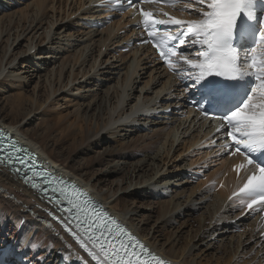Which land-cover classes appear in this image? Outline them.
Listing matches in <instances>:
<instances>
[{
  "label": "bare ground",
  "instance_id": "6f19581e",
  "mask_svg": "<svg viewBox=\"0 0 264 264\" xmlns=\"http://www.w3.org/2000/svg\"><path fill=\"white\" fill-rule=\"evenodd\" d=\"M32 2L22 10L0 17V43L2 39L5 40L4 46L0 44V82H5V84L9 83L8 81L25 82L27 77L17 74L23 67L22 60L24 63L33 66L52 63V67L46 72H44L45 69L43 71L36 70L34 74L36 81L33 91L36 88L38 90L43 89L38 98L40 101L37 100L38 96L36 95L35 103L31 104V108L25 107L27 108L25 109V104L23 100H20L19 95L12 97L13 99L17 98L14 99L17 100V103L13 101L10 105V116L0 111V128L11 133L12 138L17 139L18 142L23 143L24 148L35 156L41 167L50 169L58 176L77 183L96 199L102 201L121 223L129 227L145 242L151 251L161 255L168 262L174 264H264V259L255 255L246 259L245 256L249 254L244 255V252L247 251L244 250L245 246L250 244H253L252 248L254 249L264 250V237H259L260 229L256 218L250 215L241 217L243 209L235 206L236 202L229 200L233 190L229 189V185L235 182L231 179L232 174L229 172L231 159L224 155H218L214 159L218 168L214 170L215 172L208 173L205 178V180L216 181L220 185L215 192L213 191L214 193L210 192L208 188L200 190L201 183L192 186V184L183 183L180 176L168 179L170 175L164 176L165 173L163 176L160 175L163 172L162 167L158 166L156 162L158 153L168 157L173 150L178 148L185 151L187 144L196 145L202 139L204 142L209 140L208 130L201 133L206 124H196L195 120H189L188 116L182 120L178 117L179 110L184 109V98L186 97L181 85L163 71L157 63L149 59V51L146 49L139 50L133 46L128 51L131 53H129L127 62H125L126 58L121 56L122 54L119 55L120 53L117 55L118 57L111 56L116 45H118L117 48L121 49L123 43H126V39L132 37L131 30L125 31L130 35L123 38L114 36L117 33L112 35L119 27H123L121 20L112 22L105 29L109 38L113 36L109 40L112 47L110 53L104 54L95 50L96 54H94L95 51H88L84 54L85 48L83 47L82 50H78L77 55L75 52V55L68 52L71 56L55 67L54 62L47 60L48 56L55 50L60 51L65 42L70 45L81 42L84 36L89 39L90 32L81 37V34H75L72 28L73 24L78 26V20L77 22L71 20L66 25L55 26L66 18L60 16L54 20V15L50 14L46 20L43 19L46 9L52 7L53 2L49 0H33ZM77 2V6L79 5L76 6L77 9L74 8L75 5H69L67 8V18L75 15L87 3H91L90 0H78ZM93 9L85 11L84 8V12L78 13L80 20L85 21L87 17L93 18L94 13L101 14L99 10ZM181 17L182 19L195 18V16L185 13ZM81 21L82 26L88 25L87 22ZM43 24L45 27H42ZM69 25L70 29L68 28ZM50 33H52L51 36H49ZM108 35L105 36V40L108 39ZM46 39L47 45L50 46H48L47 51L39 52L38 46ZM21 42L24 43L21 44ZM32 50H34L32 56L26 59L25 54ZM110 59L112 60L110 61ZM16 60L19 62L15 65ZM20 62L22 63L21 66H19ZM78 63L75 73H72ZM124 64L127 66L122 68ZM68 69L70 72H67ZM113 69L120 72L124 70L125 72L121 77V74L118 73V77L114 81L110 77ZM140 71L142 74L139 75ZM37 73L38 75H36ZM141 77L145 81L139 86ZM79 78L80 84L75 87L76 92L73 93L74 89L71 88H74L73 84ZM110 83L112 85H109ZM102 86L104 90L99 92ZM138 86L139 89L135 90ZM62 101L73 104L74 113L72 114L76 118H80L82 123L83 130L81 129L79 134H75L79 138L75 139L72 145H76L79 150L80 148L87 149L92 146L91 144L97 143L102 148L101 152H94L93 162H88L90 165L94 163L103 166V171L100 169V175L96 178L94 175H90L85 167L75 165L74 161H71L72 159L67 155L63 153L59 155L55 151L57 147L62 150L63 147H59L58 144H54L55 147L49 146L44 137L37 136L35 131L29 132L23 128L26 123H23L22 120L32 112H36L41 105L44 106V111L56 110L60 108ZM39 102L41 103L39 104ZM168 109H171L170 115L162 114ZM167 119H169V123H166V126L160 128L162 124L158 125L157 123L156 125V122ZM140 121L142 122L140 123ZM138 123H140L139 126L146 127V130L149 129L150 124H155V126L146 132L134 130L133 124ZM173 124L176 125L173 126ZM74 127L76 126L74 125ZM67 129L70 128L67 126ZM119 129H123L124 134H120L121 139L116 140L114 137L120 133ZM186 133L188 139L185 140L186 144H183ZM74 138L76 137L74 136ZM109 138L115 140L116 146L109 147L103 144V142H108ZM56 142L58 143L57 139ZM175 143L178 148H174ZM72 145L71 147H73ZM135 146L139 154L144 153L145 158H141L143 156L134 158L136 154L125 156L121 154L124 150L135 149ZM209 146L210 143H208V149H210ZM197 150L201 153L200 149ZM149 151L156 152V154L150 156L148 155ZM203 154L207 156L204 152ZM128 159L132 160L134 164L128 163ZM182 163L186 166V161L180 162V164ZM188 165L190 168L193 162L191 161ZM8 172V169L0 168L1 244L4 245L12 240L17 252H23L24 260L28 264H43L45 261L49 262L53 259L78 254L74 245L64 235L60 234L58 228L54 225L47 226L46 221L39 224L31 218L35 215H30L27 210L33 209L31 203H39L40 198ZM111 175L117 178L111 180ZM135 190H139V192H135ZM120 192L126 195L117 196ZM133 196L137 197V202ZM239 209L240 212H238ZM195 212L198 213L197 216L194 215ZM154 213H157V218L150 226ZM22 218H26V222L18 231ZM156 223L161 225L157 226ZM176 223H179L176 230H171L169 235L163 233L167 226ZM194 223L199 225L198 231L193 229ZM233 226H240L243 228V232L247 230V233L237 234L233 230ZM183 228L189 229L193 240L199 238L197 242L202 244L204 248L203 252H200L201 255L208 250H216V253H228L225 263L204 261L200 255L193 253L197 250L196 244L185 245V247L179 244V238L184 234ZM29 241L37 246L31 247ZM240 250H243V255L239 256Z\"/></svg>",
  "mask_w": 264,
  "mask_h": 264
},
{
  "label": "snow or ice",
  "instance_id": "6c2138e0",
  "mask_svg": "<svg viewBox=\"0 0 264 264\" xmlns=\"http://www.w3.org/2000/svg\"><path fill=\"white\" fill-rule=\"evenodd\" d=\"M144 4L172 8L183 4L178 10L195 18H177L163 7H139ZM101 6L136 9L134 15L141 17L137 27L147 33L142 43H151L169 71L189 81L185 91L199 94L197 111L215 123L213 135L223 138L222 149L242 157L233 166L242 183L229 200L249 215L264 213V0H105ZM189 46L195 51H188ZM0 168L21 177L67 214L61 218L48 212L94 264H169L79 185L39 166L35 156L3 129ZM4 255L0 247V257ZM77 259L90 264L83 256ZM0 264L8 261L0 259Z\"/></svg>",
  "mask_w": 264,
  "mask_h": 264
},
{
  "label": "rangeland",
  "instance_id": "374dc122",
  "mask_svg": "<svg viewBox=\"0 0 264 264\" xmlns=\"http://www.w3.org/2000/svg\"><path fill=\"white\" fill-rule=\"evenodd\" d=\"M32 1L33 0H0V6H1L0 7L1 8L0 9V11H1L0 12V17H1V15H8V14L14 13L16 11L22 10L25 7H27L28 5L32 4L33 3ZM49 1L53 2V6L52 7H48L46 9V11H45V13L43 15V19L44 20H46V18L48 16H50V14L51 15L52 14L54 15V17H53L54 20L56 19V17L57 18L58 17L60 18V16L63 17V18H66V19H63V21L59 22L55 26L66 25L67 23L69 24V22L71 20L72 21H75V22H77V20H78V23H77L78 26H76V24H73L74 25L73 28L71 27L72 29H74L73 32H75V34H78V35L81 34L80 37L81 36H84L85 33L90 32V34L88 35V38L90 37L89 39H87V36H84L83 37V40L81 42H79V43L76 42L75 44H70L69 45V43H66L65 42L63 44L64 46L62 47V49L60 51L55 50L54 53H51V55L48 56L47 60L48 61H51V62H54V64L56 65L55 67H57V65L61 61H64V59H67L72 54L75 55V53H76V55H77L78 50H82L83 47L85 48L84 54L87 53L88 51L94 52L95 50L96 51L99 50L101 53H104V54L105 53L107 54V53H110L111 52V48L112 47H111V44H109L110 43L109 40L113 36H111L109 38V35L106 32L107 30H105L110 25H105L104 27H101V28H91L88 25L82 26L81 23H80L81 20L79 18L80 15L78 13H81L82 11L84 12V8L87 10V6L86 5L89 4V3H87L86 5H84L83 8H80V11L79 12H76L75 15H71L69 18H67V8L69 7V5L70 6H74L75 5L74 8L77 9V7L80 5V1H79V5L78 6H77V4H78L77 1L78 0H49ZM93 15L95 17H97V19H95V17H94L93 20H96V21H101L102 20V18L100 16H98L97 13H94ZM87 21H88V17L85 18V21H81V22L85 23ZM70 25H72V24H70ZM70 25H69V27L67 26L69 29H70ZM42 27H45V25L43 24ZM79 29H80V31H79ZM115 33H117V34H115ZM51 35H52V33L49 34V36H51ZM101 35H102V37H101ZM107 35H108V39L105 40L106 37H107ZM112 35L117 36L118 38H123L125 34L122 33V29L119 27L118 30L116 32H114ZM23 43L24 42H21V44H23ZM0 44H2L1 46H4L5 40L2 39V41H1ZM39 46H38L39 52L40 51L43 52L44 50L47 51V48L50 45H47V39H46L45 42H43ZM70 46H72V47H70ZM117 46L118 45H116V47L114 46L115 47V51H114L113 54H111V56H113L115 58V57H118L117 55L120 53L119 55L122 54L121 56L124 57V58H126V61L125 62H127V60L129 59V55H130L129 53H131V52L122 53L121 51H119V49L117 48ZM33 51L34 50H32L31 52L26 53L25 54V58L26 59L27 58H30L32 56V54H33ZM96 51H95L94 54H96ZM36 52H37V50H36ZM68 52H70L71 55ZM104 54H102V55H104ZM35 57H36V55H35ZM111 60L112 59H110V61ZM18 62H19V60H18ZM18 62L16 60L15 65ZM21 62L23 63V67H22L21 70H19L17 72V74H19V76H22V77H27L26 80H25V82L24 81H11V82L8 81L9 83H7V84H5V82H0L1 83L0 84V111L3 112V114H5V115L6 114H8L9 116L11 115L10 114L11 113L10 112L11 111L10 105L13 103V101H15L14 103H17V100H14V99H17V98H14V99L12 98V97H16V95L17 96L19 95V97L21 98L20 100H23V103L25 104L24 108L25 107L31 108V104H34L35 103V96L36 95L38 96L37 97V100H39L38 98L42 94L43 89L41 88L40 89L41 91H40V90H38L36 88L35 91H33L34 82L36 81V78L34 77V74L36 73V70H39L40 69L41 71H43L45 69L44 72H46L48 69H50V67H52L51 66L52 63L51 64L42 63L41 66H39V65L33 66V65H28V64L24 63L23 60ZM21 62L19 64V66H21V64H22ZM78 65H79V63L75 65V69H73L72 73H75ZM125 66H127V64H124V66L122 65V68L125 67ZM147 66H149V65H147ZM6 72H7V70H6ZM67 72H70V69H68ZM124 72H125L124 70L120 72V71H117V70L115 71V69H113V71H111V73H110V77H111V79H114V81H115L116 80V77H118V73H119V75L121 74L120 75V77H121ZM140 74H142V71L139 72V75ZM36 75H38V73ZM143 77H141L140 84H138L139 86L144 83L143 81H145L143 79ZM76 82H74V84H73V87L74 88H71V89H74L73 93L76 92L75 91V87L78 86V84H80L79 83L80 82V78ZM96 82L99 83V81H96ZM109 85H112V83H110ZM139 86L135 90L139 89ZM71 87H72V85H71ZM102 90H104V87L103 86L100 88L99 92L102 91ZM31 92H33V93H31ZM81 94H85V93H81ZM135 95H137V94H135ZM66 96H68V95H66ZM31 99H33V100H31ZM40 103L41 102H39V104ZM72 106H73V104H71V103L69 104L67 102L65 103V102L62 101L60 108H57L58 110L56 109V110L44 111V106L41 105L40 108L36 112H32L31 114H29L28 116H26V118H24L22 120L23 123H26L23 128L25 130H28L29 132L35 131V133H36L37 136L44 137L45 141L47 142V144L49 146H52V147L54 146L55 147L54 144H58L59 147H63V150L57 147L55 149V151L57 153H59V155H61L62 153L65 154V155H67V157H69L70 159H72L71 161H74L75 165H78V166H81V167H85V170H87L88 172H90V175H94V177L96 178L97 176L100 175L99 171H100V169L103 168V166L95 165L94 163L90 165V163H92L93 160H94L93 159L94 152L95 153H97L98 151L101 152L102 148H101L100 145L98 146L97 143L91 144L92 146L91 147H88L87 149L80 148L79 150L76 147V145H72L73 141L75 139H78L79 138L75 134L76 133L79 134L80 130L82 129V123L80 122L81 121L80 118H76V116L74 114H72V113H74V109H73ZM27 108H25V109H27ZM12 115H14V114L12 113ZM141 122L142 121H140V123ZM140 123L133 124L134 130H138V131H141L142 130V131L146 132V131L152 130L154 128V126H155V124H150L148 126L149 129L146 130L145 129L146 127H144L142 125L139 126ZM157 123H158V125L162 124V126L160 127V128H162V127L166 126V123H169V119L162 120V121H158V122H156V125H157ZM70 124H71V127H70ZM74 125L76 127H74ZM174 125H176V124H173V126ZM67 126H68V128H70L69 130L67 129ZM83 128H84V125H83ZM66 130H68L69 132L66 131ZM119 131H120V133L117 136L114 137V139H116V140H120L121 137H122V136H120V134H124V132H123L124 130L123 129H119ZM147 133H149V132H147ZM67 135H69V136L66 138ZM71 135L73 136V138H72ZM187 135L188 134L186 133V136L183 138V141H185L186 139H188ZM74 136L76 138H74ZM56 139L58 140V143L56 142ZM110 139H112V140H110ZM60 141H63V142L61 143ZM67 144H69V145H67ZM103 144L104 145H108L109 147L116 146L115 140L113 141V138H109L108 142H103ZM183 144H186V141H185V143L183 142ZM71 145L73 147H71ZM177 146L178 145L175 143V147L174 148H178ZM74 149H75V151H74ZM197 149H198L197 148V145H189V144H187V149L185 151L182 148H178L175 151L173 150L171 152L172 156L170 154L169 155L170 157L169 156L168 157H165V154L162 155V153L161 154L158 153L157 154V158H156V162H157L158 166L162 167V172H163L160 175L163 176L164 173H165L164 176L165 175H168V176L170 175L168 177V179H172L174 176H180V179H181V181L183 183L190 184V185L192 184V186H195V185H198V183H201L202 186H200V190H202V188L203 189L208 188V190L210 192L214 193L219 188V185L216 184V182H214V181H209L208 179L205 180V178L207 177L208 173L210 174L212 172H215L214 170L216 168H218V164H217L216 161H214V159L212 160L209 157V154H207V156H205L203 154V152L205 153V150H202L203 152L201 151V153H200ZM131 150H133V151H131ZM194 151H196V152H194ZM148 153H149L148 155H150V156H154L156 154V152L153 153V151H149ZM121 154L123 156L136 154L134 158H137L139 156H143L144 155V153L143 154H139L138 150L136 149V146H135V149H132L131 148V149H129V151L128 150H124V151H122ZM202 155H203V157H202ZM90 157L92 158V160H91ZM141 158H145V156H143ZM160 158H162V159H160ZM199 160H200V162H199ZM89 161H90V163L88 164ZM160 161H161V163H160ZM182 161H186V166H184L183 163L180 164V162H182ZM191 161L193 162V165L189 168V165L187 166V164L191 163ZM127 162L128 163L129 162H132V160L128 159ZM82 164H83V166H82ZM132 164H134V162H132ZM166 169H167V171H166ZM188 169H190V170H188ZM196 169H198V170H196ZM91 170H92V172H91ZM102 171H103V169H102ZM191 172H193L194 174L191 175ZM193 175H195L196 177L193 176ZM199 176H201V177H199ZM110 178H111V180H113V179H115L117 177L111 175ZM203 180H205V182H203ZM202 183H204V184H202ZM128 191H131V190H128ZM135 192H139V190H135ZM123 195H126V194H124L123 192H120V193L117 194V196H123ZM133 197H134L133 199H135L136 202H137V197H135V196H133ZM236 203L234 204L235 206L238 205V204L236 205ZM197 214L198 213L195 212L194 215L197 216ZM156 218H157V213H154L153 214V218H152L153 220L150 221V226L153 224V221ZM180 220H182V219H180ZM180 220H178V221H180ZM156 225L158 226V225H161V224L156 223ZM178 225H179V223L172 224L171 226H167V229H164L163 230V233H166L167 235H169L171 233V230L174 231V230L177 229ZM234 227H239V229H236L235 230ZM198 228H199V225H197V224H195L193 226V229H195L197 231H198ZM232 228L235 231V233H237V234H239V233H247V230H245L243 232V228L240 227V226H233ZM181 229H182V227H181ZM183 231H184V234L181 235V237L179 238V242H180L179 244L184 245V247H185V245L186 246H189V245H192V244H196L197 245V250L195 252H193V253L194 254L197 253V255H200L201 259H204V261H212V262H218V263H225V261L227 260V257H228V253H222V252L216 253V250H208L207 252H205L204 254L201 255L200 252L201 251L203 252L204 248H203V245L202 244H198L197 240H199V238H196V240H193L192 233L189 231L188 228H183ZM196 237H198V236H196ZM170 241H171V239H170ZM252 245L253 244H250L248 246H245V249L244 250H247V251L244 252L245 253L244 255L249 254V255L245 256L246 259H247V257L248 258L249 257H253L254 255L257 256V257H259V258H261V254L264 253V250H260V249H258L256 247H255L256 249H254V248H252ZM259 248H261V247H259ZM242 251L241 250L239 251V253H238L239 256L242 254ZM240 260H242V259H240Z\"/></svg>",
  "mask_w": 264,
  "mask_h": 264
}]
</instances>
